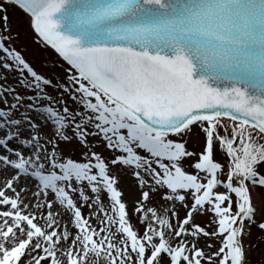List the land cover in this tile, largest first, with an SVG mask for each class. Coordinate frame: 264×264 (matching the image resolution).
<instances>
[{
  "label": "snow or ice",
  "instance_id": "obj_1",
  "mask_svg": "<svg viewBox=\"0 0 264 264\" xmlns=\"http://www.w3.org/2000/svg\"><path fill=\"white\" fill-rule=\"evenodd\" d=\"M256 188L264 0H0V264H264Z\"/></svg>",
  "mask_w": 264,
  "mask_h": 264
},
{
  "label": "rangeland",
  "instance_id": "obj_2",
  "mask_svg": "<svg viewBox=\"0 0 264 264\" xmlns=\"http://www.w3.org/2000/svg\"><path fill=\"white\" fill-rule=\"evenodd\" d=\"M9 22H10V24L13 25V30H15V20H14V16L11 13V11L9 14ZM34 48H35V45H33V44L29 45V49H34ZM25 55H26V58H28L30 60L33 59L31 51L26 52ZM54 58H55V55L48 48L44 49L41 46V51L39 52V59H37L35 62V66H36L37 70L38 71H46V69L44 67H42V65H47L50 67L51 61ZM252 198H253L254 203H260L262 200H264V188L254 189L252 192Z\"/></svg>",
  "mask_w": 264,
  "mask_h": 264
}]
</instances>
